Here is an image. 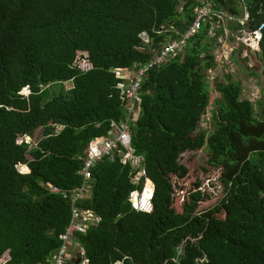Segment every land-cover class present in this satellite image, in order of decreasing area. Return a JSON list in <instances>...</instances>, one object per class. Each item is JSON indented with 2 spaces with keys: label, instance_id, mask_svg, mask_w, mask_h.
I'll list each match as a JSON object with an SVG mask.
<instances>
[{
  "label": "trees",
  "instance_id": "trees-1",
  "mask_svg": "<svg viewBox=\"0 0 264 264\" xmlns=\"http://www.w3.org/2000/svg\"><path fill=\"white\" fill-rule=\"evenodd\" d=\"M181 2L0 0V264H45L61 245L71 203L46 183L62 191L81 186L88 142L124 119L123 79L114 69L147 63L185 32L200 0ZM210 2L242 14L239 0ZM247 7L248 26L259 28L264 0H247ZM209 31L202 25L182 55L142 78L131 147L146 175L133 183L131 166L118 157L92 168V195L79 207L100 220L76 231L89 264H264V121L257 119L264 79L257 104L230 73L216 79L220 98L212 129L203 130L211 106L204 69L216 65ZM142 33L150 38L144 48ZM257 54L264 62V28ZM21 136L31 142L18 143ZM202 148V168L215 169L217 182H209L222 189L214 205L183 161ZM146 178L154 187L148 181L142 199H151L152 209L135 210L129 194L141 192Z\"/></svg>",
  "mask_w": 264,
  "mask_h": 264
},
{
  "label": "built area",
  "instance_id": "built-area-1",
  "mask_svg": "<svg viewBox=\"0 0 264 264\" xmlns=\"http://www.w3.org/2000/svg\"><path fill=\"white\" fill-rule=\"evenodd\" d=\"M239 6L242 8V14L235 15L226 7H214L213 4L202 0L194 10L193 20L188 29L180 34L177 39L167 41L147 63L138 65L136 68L119 67L114 69L116 75L123 79V81L118 83V86L121 89L124 119L112 122V128L108 136L95 138L88 142L82 157L81 172L83 181L80 187L70 191H62L55 187L54 184L46 183L47 188L52 193L61 195L71 203V221L66 231L61 234V245L55 253L46 259L45 264H68L69 261L74 259L77 261L80 259L79 262L82 264H89L76 231H82L94 226L100 220L93 211L82 210L79 207L80 201L87 200L92 195V168L98 162L105 158L114 160L118 157L122 163H127L131 166L130 180L133 183H138L140 177L146 175V171L143 168V157L136 154L131 147V128L138 117L140 84L144 74L151 67L168 62L179 53L184 52L188 41L199 32L203 23L210 26L208 38L217 43L218 46H221L224 41L232 40L238 45L245 44L253 47L255 49L251 48V50L258 52L264 24L259 28H250L248 23L251 20V13L247 7V0H239ZM141 40V48L146 47L150 43L147 33H142ZM223 48L226 49L224 45ZM26 137L28 136L19 137L21 140L17 139V142L21 143L24 140L31 142L25 139ZM147 179L149 180V178H146L144 182H147ZM141 192L132 191L128 199L133 209L147 211V209L140 208L143 207L142 201L135 202L133 200ZM150 209H152V206ZM201 260L203 261V259Z\"/></svg>",
  "mask_w": 264,
  "mask_h": 264
},
{
  "label": "rangeland",
  "instance_id": "rangeland-1",
  "mask_svg": "<svg viewBox=\"0 0 264 264\" xmlns=\"http://www.w3.org/2000/svg\"><path fill=\"white\" fill-rule=\"evenodd\" d=\"M185 1L187 0H182L181 4L185 3ZM200 2H202V0H200ZM206 2L209 4L211 3L210 0H206ZM202 25L206 24L203 23ZM212 45L213 47H211L209 52L215 55L216 65L212 68L204 69L205 77L209 83L211 91V106L200 123V127L205 131H210L212 129L213 123L211 112L214 107V101L220 98L214 88V81L216 79H223L226 73H230L234 80L240 81L242 86H244V98L251 100L255 104H257V101L261 100L262 93L260 92V85L264 79V77L262 78L264 62L260 59L256 51L251 50L253 47H249L245 44L238 45L232 40L224 41L221 46H218L217 43H213ZM223 45L226 49L223 48ZM183 53L184 52H181L179 54L182 55ZM84 58L86 59V56ZM82 59L79 60L78 63L82 65V67H88L90 65L89 62H84ZM254 70L258 72L257 75L251 74ZM64 88H70V84L67 82ZM54 89L58 91L60 90V86L54 85ZM23 93L28 94L29 91L25 89ZM257 119L264 121V107H257ZM18 139L21 140V138ZM25 139L31 141L29 137H26ZM206 160L207 154L205 148L196 151H188L183 156V161L187 163L189 170H195L198 176L203 179L201 189L212 194L213 199L209 201L208 204L214 205L216 200L221 197L222 189H220L219 184H217V186H212V184H210L209 179L215 183L217 182L218 174L214 168H210L207 171L203 170L202 166H205ZM19 170L22 172H28L26 165H19ZM148 181L149 180L147 179V182ZM147 182H144L142 192L136 196V198H133V200L135 202L142 201L143 207L140 208L147 209L148 211L151 207L150 199L147 201H143L142 199L143 192L147 187ZM178 252H181V248L178 249Z\"/></svg>",
  "mask_w": 264,
  "mask_h": 264
},
{
  "label": "water",
  "instance_id": "water-1",
  "mask_svg": "<svg viewBox=\"0 0 264 264\" xmlns=\"http://www.w3.org/2000/svg\"><path fill=\"white\" fill-rule=\"evenodd\" d=\"M29 169V168H28ZM29 171H30V169H29ZM150 180V179H149ZM151 181V180H150ZM152 182V181H151ZM153 183V182H152ZM153 187H154V183H153ZM153 191H154V189H153ZM153 195V194H152ZM80 261V259H78V261L77 262H79Z\"/></svg>",
  "mask_w": 264,
  "mask_h": 264
},
{
  "label": "clouds",
  "instance_id": "clouds-1",
  "mask_svg": "<svg viewBox=\"0 0 264 264\" xmlns=\"http://www.w3.org/2000/svg\"><path fill=\"white\" fill-rule=\"evenodd\" d=\"M19 165H26V164H22V163H20ZM27 166V165H26ZM19 167V166H18ZM29 168V167H28ZM28 172H29V169H28ZM152 181V180H151ZM150 202H151V199H150Z\"/></svg>",
  "mask_w": 264,
  "mask_h": 264
},
{
  "label": "crops",
  "instance_id": "crops-1",
  "mask_svg": "<svg viewBox=\"0 0 264 264\" xmlns=\"http://www.w3.org/2000/svg\"><path fill=\"white\" fill-rule=\"evenodd\" d=\"M69 84H70V86H71V83L70 82H68ZM69 89V88H68ZM27 168H28V166H27Z\"/></svg>",
  "mask_w": 264,
  "mask_h": 264
}]
</instances>
